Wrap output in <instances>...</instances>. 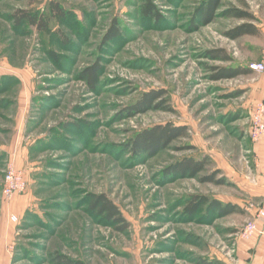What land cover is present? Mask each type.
<instances>
[{"label":"rangeland","instance_id":"374dc122","mask_svg":"<svg viewBox=\"0 0 264 264\" xmlns=\"http://www.w3.org/2000/svg\"><path fill=\"white\" fill-rule=\"evenodd\" d=\"M51 1L69 11L64 20L50 17ZM203 1L152 0L159 17L150 19L145 0H0V260L235 263L247 213L186 209L200 197L240 196L229 182L210 181L238 162L248 168L247 114L234 98L246 77L222 74L260 60L264 0H222L207 23ZM21 10L43 16L49 33L16 24ZM236 10L251 13L261 33L230 39L227 32L246 22L226 14ZM92 66L93 88L79 78ZM151 91L162 97L138 106ZM164 124L186 126L187 136L163 150L134 147L140 132ZM188 156L207 157L202 172L169 174ZM10 164L25 181L17 196L29 198L16 222L1 193ZM101 194L125 230L88 210Z\"/></svg>","mask_w":264,"mask_h":264},{"label":"trees","instance_id":"16d2710c","mask_svg":"<svg viewBox=\"0 0 264 264\" xmlns=\"http://www.w3.org/2000/svg\"><path fill=\"white\" fill-rule=\"evenodd\" d=\"M222 0H204L201 3V6L198 10L201 13L200 19L203 20L204 23H207L208 20L212 18L215 10L218 8ZM48 11L50 17L56 20H64L68 15L69 11L62 8L57 2L51 1L48 4ZM230 17H234L238 20H244L245 23L237 26L231 31L227 32V36L230 39H237L239 37L245 35L257 36L261 33L258 26H255L253 23L255 21V17L248 12L236 10L232 13H226ZM142 15L144 17L150 19H156L159 17L157 13L154 11V7L152 6V0H145L144 6L142 9ZM14 21L16 24L21 23L22 21L27 22L30 26L35 27L38 31L49 33V28L47 24V20L37 14H32L28 11H18L13 15ZM212 58L218 59L219 55H212ZM222 60V59H221ZM227 61L228 59H223ZM243 74L242 70H229V73L222 74L224 78H235L239 75ZM79 78L82 81H86L90 87H94L97 83V66H92L84 69ZM162 97V92L160 91H151L146 93L140 99L138 106L144 107L149 103L154 102L158 98ZM186 126L181 125H173V124H164L154 126L148 130L140 132L135 140L132 141L135 148H138L142 151L151 150H163L166 149L171 142L177 140L179 138H183L187 136ZM208 159L207 157L196 158L193 156H188L183 160L179 161L175 166L171 167L169 174H178L183 177H195L197 174L203 171V168L207 165ZM218 174L217 171H215ZM205 180H210V178H205ZM211 182H215V184L221 185L226 182L225 178H221L217 181L210 180ZM207 212L211 214H216L220 216H225L230 213H241V210L232 204H225L219 200H209L204 197L198 198L197 201L192 202L186 209V211L191 215H195L197 211L204 207ZM88 210L96 214L97 216L104 217L108 221H113L120 224V230H125L127 228V223L123 219L120 211L112 203L108 198H106L103 194L94 195L88 201ZM53 264H78L72 260H69L61 255L54 256L52 259ZM201 264H211V263H201Z\"/></svg>","mask_w":264,"mask_h":264},{"label":"crops","instance_id":"0c3cea01","mask_svg":"<svg viewBox=\"0 0 264 264\" xmlns=\"http://www.w3.org/2000/svg\"><path fill=\"white\" fill-rule=\"evenodd\" d=\"M241 70L243 74L239 77H246V81L237 89L234 98H242L241 109L247 114L248 127L244 134L248 138V168L246 171L243 163L238 162L240 168L232 167L229 172H225L226 182L233 185L240 196L231 200H217L237 206L241 213L246 212L249 221H253L257 228V232L249 238L237 239L233 264H264V217L257 216L259 210L264 211V138L252 141L248 136L250 115L257 103H264V73L251 72L248 66ZM28 201L27 196L16 195L9 200L4 210L21 217L28 207ZM1 260L0 264H7Z\"/></svg>","mask_w":264,"mask_h":264},{"label":"built area","instance_id":"2783aa9c","mask_svg":"<svg viewBox=\"0 0 264 264\" xmlns=\"http://www.w3.org/2000/svg\"><path fill=\"white\" fill-rule=\"evenodd\" d=\"M248 69L254 73H264V50L261 53V58L258 62L250 63ZM248 136L252 141L264 138V103H257L250 115V126ZM25 190V181L20 171H17L11 164L5 173L2 184V197L5 200H10L16 195H20ZM257 216L264 217V211L259 210ZM10 220L16 222V216L11 215ZM257 232L256 225L253 221H249L239 233V237L247 239Z\"/></svg>","mask_w":264,"mask_h":264}]
</instances>
